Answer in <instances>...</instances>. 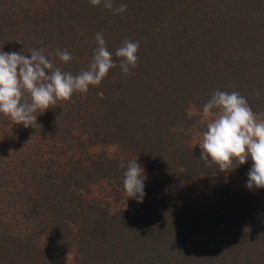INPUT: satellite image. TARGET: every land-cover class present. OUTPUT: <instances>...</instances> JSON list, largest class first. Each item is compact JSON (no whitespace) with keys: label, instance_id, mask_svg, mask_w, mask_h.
<instances>
[{"label":"trees","instance_id":"16d2710c","mask_svg":"<svg viewBox=\"0 0 264 264\" xmlns=\"http://www.w3.org/2000/svg\"><path fill=\"white\" fill-rule=\"evenodd\" d=\"M120 4L126 11L114 15L89 0H0V51L42 50L75 75L88 69L100 33L116 64L100 85L37 112L33 128L16 131L0 114L9 141L0 264H66L70 252L75 264H264V189L252 197L218 189L194 204L184 193L156 198L164 183L146 178L144 197L154 198L116 214L88 198L100 181L125 190L127 162L110 157L108 145L178 186L249 172L251 160L222 172L200 159L189 110L203 113L219 90L264 114V0H113ZM125 38L139 42L130 75L115 57ZM64 50L68 65L56 55ZM13 132L29 135L13 140ZM9 214L16 224L3 220Z\"/></svg>","mask_w":264,"mask_h":264},{"label":"clouds","instance_id":"9594fccd","mask_svg":"<svg viewBox=\"0 0 264 264\" xmlns=\"http://www.w3.org/2000/svg\"><path fill=\"white\" fill-rule=\"evenodd\" d=\"M93 6L102 5L113 14L126 11L127 5L114 7L113 0H89ZM97 47L87 70L73 75L57 67L42 50L33 49L30 55L23 52L0 51V114L9 117L25 128L37 124V112L42 114L57 101H68L74 92L86 93L89 86H98L110 69L116 67L113 53L106 47L100 33L96 34ZM139 42L128 38L115 50L120 58V69L130 75V68L138 62ZM67 63L72 56L67 51L56 53ZM255 95L260 96L256 91ZM203 115L213 117L202 133L199 143L200 159L209 166L230 168L234 162L244 165L252 161L246 187L264 189V114H256L246 97L238 92L216 91L203 106ZM145 174L137 160H131L124 172L123 186L129 198L143 202Z\"/></svg>","mask_w":264,"mask_h":264},{"label":"rangeland","instance_id":"374dc122","mask_svg":"<svg viewBox=\"0 0 264 264\" xmlns=\"http://www.w3.org/2000/svg\"><path fill=\"white\" fill-rule=\"evenodd\" d=\"M30 46V42L27 41V47ZM65 64H70L67 62ZM72 64V62H71ZM82 66V65H81ZM190 116H192L193 124L191 126L190 132L192 133V137L190 139V144L199 147V143L202 140V133L206 130L207 123L213 119V117H205L202 112L198 111L197 109H190L189 110ZM12 123V122H11ZM13 127L17 130L20 129V125L16 123H12ZM9 132H6V134ZM4 135V134H1ZM26 135H29L27 132L17 133L13 132L9 138L13 140L17 139V137L25 138ZM9 143L8 139L5 136H0V164L2 165L7 159V152L4 151L6 149V145ZM6 144V145H5ZM40 144V141H39ZM200 148V147H199ZM104 150L108 153V155L115 159H123L127 162L131 160H136V157L130 153H124L116 146H110L104 148ZM144 170V174L146 178L149 179H161L164 183V189L160 190L161 192L156 195L157 197L163 195H170L172 193H184L186 194L187 199L191 200L192 203L197 204L203 202L205 199V195L208 194L210 191L214 190H221V191H229L234 195L240 194H248L249 196H258L261 192V189H257L253 187L249 190L246 187L248 176L246 174L243 175H236L231 173H222L217 175L215 178L210 179L206 177H196L193 178L189 183L181 184L178 186L175 184L171 179L169 174L163 171H154L145 168L143 165L138 163ZM251 169V168H250ZM123 187L120 186L117 182H108V181H100L92 186L91 194L88 195V198H93L97 200L103 201L104 205L109 209L112 214L118 213L120 210H132L135 207L139 206L140 203L137 202L136 199L129 198L126 194L125 190H122ZM151 197V196H150ZM147 197L145 199H149ZM143 198V200H145ZM154 196L151 197L153 199ZM12 223L13 225L16 224V219L12 217L11 214L8 217L3 219ZM64 260L66 264H75L76 262V255L74 252H70L64 256Z\"/></svg>","mask_w":264,"mask_h":264}]
</instances>
